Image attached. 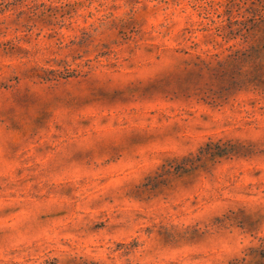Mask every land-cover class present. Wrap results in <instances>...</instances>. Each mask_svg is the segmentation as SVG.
I'll list each match as a JSON object with an SVG mask.
<instances>
[{
    "label": "rangeland",
    "instance_id": "1",
    "mask_svg": "<svg viewBox=\"0 0 264 264\" xmlns=\"http://www.w3.org/2000/svg\"><path fill=\"white\" fill-rule=\"evenodd\" d=\"M260 4L0 0V264H264V83L212 55Z\"/></svg>",
    "mask_w": 264,
    "mask_h": 264
},
{
    "label": "trees",
    "instance_id": "2",
    "mask_svg": "<svg viewBox=\"0 0 264 264\" xmlns=\"http://www.w3.org/2000/svg\"><path fill=\"white\" fill-rule=\"evenodd\" d=\"M246 12L249 15L238 13L237 17L216 27L222 40H214V48L218 51L212 53L218 57V67H235L225 73L231 84L239 89L264 83V4L249 7ZM245 62L250 63V68L242 70Z\"/></svg>",
    "mask_w": 264,
    "mask_h": 264
}]
</instances>
